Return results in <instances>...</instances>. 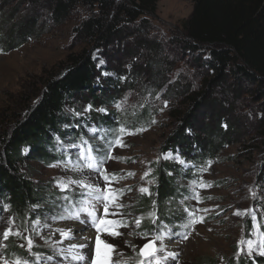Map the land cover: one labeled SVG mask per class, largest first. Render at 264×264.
<instances>
[{"label": "rangeland", "instance_id": "obj_1", "mask_svg": "<svg viewBox=\"0 0 264 264\" xmlns=\"http://www.w3.org/2000/svg\"><path fill=\"white\" fill-rule=\"evenodd\" d=\"M18 1L6 2L2 12L7 16L13 14L11 9ZM20 2L19 11L11 19L13 27L26 18L25 10L28 13L32 6L27 0ZM192 10L189 0H157L154 15L143 17V27L137 21L129 26L118 44L93 52L97 72L93 90L96 97H102L101 101L92 103L83 95L66 106L67 123L62 124V130L69 135L76 124L83 130L78 142L68 136L62 142L55 138L54 147H59L56 149L67 158L65 161L43 164L25 160L18 165L19 173L27 181L44 188L46 198H53L47 199L38 215H23V218L13 214L8 206L5 209L0 199V261L66 264L70 260L61 252L66 247L48 231L73 224L85 226L86 234L92 233L86 252L95 257L96 228L91 217H87L88 226L82 223L86 214L78 212L88 189L68 184L69 180L85 181L106 192L110 188L115 195L107 215L102 204L96 206V211L100 218L121 222L120 226H104L119 235L99 233L102 242L114 246L112 255L117 262L138 264L147 259L155 264L152 257H141L139 253L157 236L163 240L153 246L163 247L164 251L156 253L162 264H201L202 261L227 264L229 260L259 264L257 259H264L260 254V240L264 236V105L256 100V86L242 85L237 90L229 78L225 85L212 88V96L196 112L192 126L180 128L187 105L184 94L200 91L212 76L211 72L197 67L190 56L182 54L177 45L188 39L185 25ZM36 11L40 15L39 26L43 23L37 35L23 38L14 49L0 47V161L4 154L3 140L10 139L14 126L37 105L44 80L63 72L70 54L90 48L77 39L74 30L96 9L78 8L62 23L49 19L52 10L45 6H39ZM19 34H15L16 40ZM102 118L112 119L110 129L100 122ZM141 119L144 120L139 122ZM226 123L232 125V136L221 141L216 127L219 125L226 131ZM121 128L125 130L123 133ZM175 133L182 142L180 147L172 148L177 139ZM117 137L124 146H113L112 158L107 159L108 145ZM208 138L220 147L212 156L196 158L207 152L204 139ZM87 148H92L98 159H104L99 171H91L81 159V150ZM74 166L79 170H73ZM159 166L175 168L168 175L180 193L168 205L180 219L172 224L161 218L155 198ZM177 170L183 173L177 174ZM104 174L110 178L107 188ZM61 181L67 185L63 191L58 185ZM141 188L148 191L141 192ZM137 207L143 208L146 216L133 214ZM76 214L80 219L71 218ZM9 228L11 234L4 239L3 232ZM249 239L255 242L251 253L246 243ZM241 240L245 243L238 246ZM9 241L15 253L6 255L4 246ZM101 251H104L103 243ZM168 253H173L174 258L165 259ZM87 262L91 264V260Z\"/></svg>", "mask_w": 264, "mask_h": 264}, {"label": "trees", "instance_id": "obj_2", "mask_svg": "<svg viewBox=\"0 0 264 264\" xmlns=\"http://www.w3.org/2000/svg\"><path fill=\"white\" fill-rule=\"evenodd\" d=\"M9 1L0 0V47L3 46L5 49H14L22 43L23 38L37 35L43 26L41 21V26L38 24L40 15L36 9L39 6L51 9L49 19L58 23L67 20L78 8L96 9L94 14L88 13L74 30L77 39L91 49L70 54L63 72L57 77H47L44 80L37 105L14 126L10 139L3 140L0 199L13 211V214L23 218V215H38L37 211L43 210L42 207L47 199L53 197L46 198L44 188L35 187L27 181L19 173L18 165L25 160L51 164L67 159L57 151L58 146L54 147L55 138L62 142L68 136L71 141L78 142V135H81L83 129L76 124V129H72L69 135L62 130V124L67 123L64 117L66 106L72 105L83 95H87L88 101L92 103L100 102L102 98L96 97L93 90L94 78L97 75L92 60L93 52L114 43L118 44L127 34L129 26L137 21L143 27V17L154 15L157 0H137L130 3H120L115 0H27L32 6L27 10L28 13L25 10L26 18L21 19L14 27L10 25L11 19L19 11L21 0L11 9L13 14L7 16L2 11ZM189 1L193 4V10L185 25L188 39L178 42L177 45L182 54L190 56L197 67L211 72L212 76L200 91L191 93L188 91L184 94L187 105L184 117L181 119V129L192 126L196 112L212 96V88L225 85L229 78L232 79V84L237 90H241L242 85H255L256 100L264 105V0ZM17 32L20 34L16 40ZM113 84L117 82L114 81ZM101 93L108 98L105 92ZM110 119L102 118L100 122H105L110 129L112 126ZM142 120L144 119L139 122ZM231 131L232 125L228 123H226V131H223L219 125L216 127V133L221 141L230 138ZM175 138L178 141L177 139L174 141L172 148L180 147L182 142L176 133ZM204 141L206 146L208 145V150L206 153L198 154L196 158L212 156L220 147L215 145L211 138ZM174 169L172 166H159L156 169L155 198L159 204V214L170 224L180 219L176 211L168 205L180 193L178 185L172 176L168 175ZM176 173L183 172L177 170ZM133 214L146 216L141 207L134 208ZM12 245V241L5 244L6 255L15 253L11 248ZM205 262L202 261L201 264H212L209 261ZM257 262L264 264V259H257ZM227 264H250V262L237 263L229 260Z\"/></svg>", "mask_w": 264, "mask_h": 264}, {"label": "snow or ice", "instance_id": "obj_3", "mask_svg": "<svg viewBox=\"0 0 264 264\" xmlns=\"http://www.w3.org/2000/svg\"><path fill=\"white\" fill-rule=\"evenodd\" d=\"M101 63H103V61H101ZM116 106L118 108L120 107L119 104H117ZM100 111H104V109H100ZM93 131H95V130L93 129ZM124 131L125 130L123 128L120 129L121 133H123ZM84 143L86 144L87 141H84ZM117 145L121 146V147L124 146L122 143V139L120 137H117V139L113 143H109V145H108L109 155L107 156V159L112 158L110 155V150L113 146H117ZM70 147H79V146L78 145H70ZM80 155H81V159L84 160L85 166L88 169H90L91 171H99L100 166L104 163L103 158L98 159L97 157H95L93 155V149L92 148L82 149ZM181 163H183V161H181ZM73 170H79V169H77L74 166ZM129 175H132V173H129ZM145 175H147V173H145ZM112 178H115L114 174H113ZM104 179L106 182L105 188H107V184L110 183V178L107 174H104ZM68 184H77V185H80L82 188L88 189L87 198L83 201V204L80 207V209L78 210V212H83L86 214V217L81 221L84 224H88L89 221H88L87 217H91V224L93 227L96 228V231H97V238H96L97 239V246H96L95 257L93 258L91 256V254H89L87 259L91 260V264H128V261H126V260H122L120 262L115 261L113 259V255H112L115 252L114 246L102 242L100 240V236H99V233L101 231H108L109 235H113V236L119 235V233L117 231H111L104 226L110 225V224L120 226L121 222L120 221H108V220H105L103 218H100V217H98L97 211H96V206L99 204H102L103 208H104L105 215L108 214L109 204H110V202H112L115 199V195L113 194L112 190L110 188H107V192H106L105 189H102L99 186H94L90 183H86L85 181H81V180H69ZM58 185L61 187L62 191L67 187V185L64 184L62 181L58 182ZM140 191L141 192H147L148 190L146 188H141ZM65 199H68V197H65ZM6 208H7V206H5V209ZM237 214L239 215L240 213L238 212ZM61 218H64V217H61ZM71 218L72 219H80L78 214L74 215ZM98 220H99V223H97ZM36 223H39V222L37 221ZM136 223L138 226L140 221L137 220ZM253 227H256V225L254 224ZM58 231L60 232V236L62 237L61 243H63V240L72 241L73 239H75V237L72 235V230L65 231L63 229H58ZM10 234H11V228H9L3 232V238L7 239ZM85 239H87V238H85ZM158 240L162 242L163 238L160 236H157L153 239V241L151 243H146L143 246V248L140 250L139 255L141 257H145V258L152 257L155 260V264H162L161 259L156 257V253L160 252V251H164V249H163V247H154L153 246L155 244V242ZM102 243L104 246L103 252L101 251V244ZM244 243H245V241L241 240L238 242V246L242 245ZM246 243H247L248 251H249V253H251L253 251V245L255 242L253 240L249 239L246 241ZM28 244H29V247H31L32 240L30 238L28 240ZM86 247H88V245L86 243H79V242L70 243L68 245V247L61 249V252L63 253L65 259H69L70 261L76 262V264H79V262L86 260L85 255L81 251L82 249H84ZM241 251H242V249H241ZM260 254L264 255V236H262L261 240H260ZM167 258H174V254L168 253V257H165V259H167ZM48 259H51V257H49ZM0 264H9V262L7 260H3V261H0ZM14 264H27V261L17 260L14 262ZM138 264H152V260L142 259V260L138 261Z\"/></svg>", "mask_w": 264, "mask_h": 264}, {"label": "bare ground", "instance_id": "obj_4", "mask_svg": "<svg viewBox=\"0 0 264 264\" xmlns=\"http://www.w3.org/2000/svg\"><path fill=\"white\" fill-rule=\"evenodd\" d=\"M87 226H88V224H87ZM58 229H63L65 231L72 230V235L75 237V239H73L72 241L63 240V243H61L62 237L60 236V232L58 231ZM86 233L87 232L85 231V226H80V225H76V224L75 225L74 224L68 225L64 228H55V229H51L50 231H48V234L50 236H52L55 241L60 242L65 247H68V245L70 243H76V242L86 243L88 245V239L90 238V236H92V233H89V234H86ZM85 238H87V239H85ZM81 251L87 257L90 254L89 252L88 253L86 252V248L82 249ZM87 261L88 260L86 258L85 261H81V262H79V264H89ZM66 264H76V262L69 261Z\"/></svg>", "mask_w": 264, "mask_h": 264}]
</instances>
